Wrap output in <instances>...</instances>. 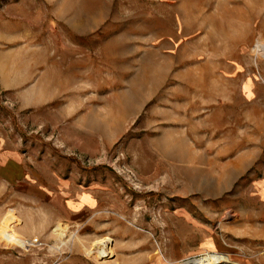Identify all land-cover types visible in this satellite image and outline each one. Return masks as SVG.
I'll list each match as a JSON object with an SVG mask.
<instances>
[{"label": "rangeland", "instance_id": "374dc122", "mask_svg": "<svg viewBox=\"0 0 264 264\" xmlns=\"http://www.w3.org/2000/svg\"><path fill=\"white\" fill-rule=\"evenodd\" d=\"M261 41L264 0H0V264H264Z\"/></svg>", "mask_w": 264, "mask_h": 264}, {"label": "bare ground", "instance_id": "6f19581e", "mask_svg": "<svg viewBox=\"0 0 264 264\" xmlns=\"http://www.w3.org/2000/svg\"><path fill=\"white\" fill-rule=\"evenodd\" d=\"M255 51H256L257 57L259 58L264 57V42L263 41L259 43ZM55 230L60 233V237L62 239L66 235L64 233L65 230L61 229L60 226L56 227ZM61 241H62V244H64L63 242L64 240H61ZM107 245H108V239L101 238L100 240H97L94 246L98 247V250H99L98 255H101V256L108 255L106 251ZM89 252L91 253V250ZM181 264H241V263L234 261L233 259H231L229 255L225 254L224 252L222 253V252H217V251H207V253H204L203 256L196 257V258L193 257L192 259L182 262Z\"/></svg>", "mask_w": 264, "mask_h": 264}, {"label": "crops", "instance_id": "0c3cea01", "mask_svg": "<svg viewBox=\"0 0 264 264\" xmlns=\"http://www.w3.org/2000/svg\"><path fill=\"white\" fill-rule=\"evenodd\" d=\"M11 179H1L0 180V221H1V218L6 215L8 212L10 213H15V211L17 209L13 208V207H10L8 208L10 205H13V202H14V194H13V189L10 187V183H11ZM18 189V188H17ZM25 192H26V195L30 196V194L34 193L33 190H31V188H29V184H27L26 186V189H24ZM5 196V198L3 199L2 196ZM31 206V205H30ZM32 207V206H31ZM8 208V209H7ZM18 211V210H17ZM19 215L21 216L20 214V211H18ZM23 216V215H22ZM24 219L29 220L27 219V217L23 216ZM20 230V228H18ZM21 231V230H20ZM22 232V231H21ZM25 233L28 234L29 236H34L37 232L36 231H27L25 229Z\"/></svg>", "mask_w": 264, "mask_h": 264}, {"label": "built area", "instance_id": "2783aa9c", "mask_svg": "<svg viewBox=\"0 0 264 264\" xmlns=\"http://www.w3.org/2000/svg\"><path fill=\"white\" fill-rule=\"evenodd\" d=\"M35 241L37 242V239H35Z\"/></svg>", "mask_w": 264, "mask_h": 264}]
</instances>
